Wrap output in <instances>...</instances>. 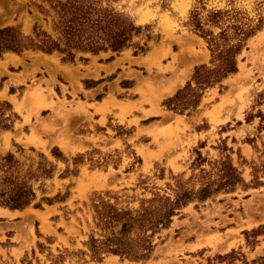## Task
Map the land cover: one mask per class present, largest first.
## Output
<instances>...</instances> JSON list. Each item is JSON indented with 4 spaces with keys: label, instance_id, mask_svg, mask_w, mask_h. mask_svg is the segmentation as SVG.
<instances>
[{
    "label": "rangeland",
    "instance_id": "374dc122",
    "mask_svg": "<svg viewBox=\"0 0 264 264\" xmlns=\"http://www.w3.org/2000/svg\"><path fill=\"white\" fill-rule=\"evenodd\" d=\"M29 4L0 0V28L46 27ZM113 5L144 28V51L0 55V182L11 166L35 192L0 202V264H264V0ZM195 14L214 36L228 29L237 70L180 111L167 101L214 66ZM229 165L239 179L220 186ZM168 201L169 220L150 225Z\"/></svg>",
    "mask_w": 264,
    "mask_h": 264
},
{
    "label": "trees",
    "instance_id": "16d2710c",
    "mask_svg": "<svg viewBox=\"0 0 264 264\" xmlns=\"http://www.w3.org/2000/svg\"><path fill=\"white\" fill-rule=\"evenodd\" d=\"M113 1L117 0H30L29 13H32L34 8L46 27L35 22L30 34H24L18 26L0 28V55L8 50L22 52L26 49H35L46 53L60 52L64 54L65 59L73 60L80 51L98 53L110 49L118 52L130 45H136L144 51V46L133 42V37L140 34L144 28L137 26L127 15L119 11L113 5ZM219 16L220 12H213L210 14V19L217 22ZM191 22L207 39L214 66L197 67L193 75L197 88L192 87L188 82L185 88L167 101L170 108L180 111L198 103L200 98L198 89H203L237 70L235 55L240 50L238 44L228 42L230 38L228 29L214 36L204 29L198 14L193 15ZM236 29H238L236 35L239 37L243 34L245 38L250 34V31L247 32L242 28ZM147 37H150V34H147ZM5 160L8 163L9 159ZM7 163L0 165L4 167ZM228 168L229 171L224 175L226 179L220 186L234 184L239 179L235 168L231 165ZM2 170L4 177L0 182V202L11 208H23L30 204L35 197L32 185L25 181L16 182L12 178L14 174L11 166ZM208 192V188L201 190L203 197ZM169 204L168 208L160 212V216L149 218L150 225L155 226L169 220L174 207L179 203L176 201ZM257 232V230L252 231L253 234ZM109 250L135 258L145 256L143 253L124 252L120 246Z\"/></svg>",
    "mask_w": 264,
    "mask_h": 264
},
{
    "label": "bare ground",
    "instance_id": "6f19581e",
    "mask_svg": "<svg viewBox=\"0 0 264 264\" xmlns=\"http://www.w3.org/2000/svg\"><path fill=\"white\" fill-rule=\"evenodd\" d=\"M172 89V88H171ZM43 125V124H42ZM40 126L38 125V128H39Z\"/></svg>",
    "mask_w": 264,
    "mask_h": 264
}]
</instances>
